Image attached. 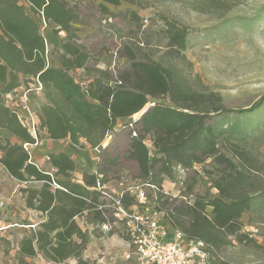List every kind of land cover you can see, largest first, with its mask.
<instances>
[{"label": "trees", "instance_id": "1", "mask_svg": "<svg viewBox=\"0 0 264 264\" xmlns=\"http://www.w3.org/2000/svg\"><path fill=\"white\" fill-rule=\"evenodd\" d=\"M0 0V129L11 138L0 136V164L13 178L28 182L41 181V187H23L25 206L45 216L35 229L17 242L21 257L40 254L52 264L74 258L76 264H96L84 258L90 227L97 228L107 220V200L97 189V183L117 180L122 171L121 158L134 162L140 182L161 190L163 176L175 180L178 169L187 171L212 159L216 170H205L217 195L206 199L198 196L193 202L159 193L161 217L170 232L179 230L185 240H201L211 253L229 244V236L239 242L247 234L241 232L240 217L253 205L255 195L245 191L252 185L250 174L221 149L242 162L249 171L245 150L229 141L236 123L225 125L220 118L226 111L219 93L194 88L171 57L187 48V30L175 21L164 20V26L152 33L158 36L156 46L165 40V50L155 58L158 48L149 39L136 38L116 50L127 64L114 76L109 70L89 65V52L75 43V24L93 14V8L108 14L107 5L119 6L121 0ZM43 17L53 24L55 32L63 31L62 51L58 55L60 67L53 66L45 56L46 44L39 22ZM90 9L83 13V9ZM133 16L138 18L133 12ZM83 69L91 79L80 84L70 74ZM97 72V74L92 73ZM36 78L42 85L44 102L38 115L40 127L50 139L68 138L73 145L80 140L91 147H99L95 172H84L82 181L70 179L75 163L63 152L48 153V162L56 169L52 175L30 159L23 143L34 138L21 124L16 113L4 105L3 96L21 86L19 75ZM167 99V102H161ZM264 96L250 108L258 107ZM119 118L128 121L119 125ZM128 128L127 147L119 153L106 144L108 134ZM134 132V133H133ZM218 140L222 144L218 145ZM54 181L59 188H53ZM191 185H188V190ZM125 204L135 197L124 194ZM211 212L207 213L206 208ZM83 217L86 228L76 221ZM116 227L108 233L122 234ZM115 231V232H114ZM100 236V233L94 234ZM261 247V246H260ZM214 263V261H213Z\"/></svg>", "mask_w": 264, "mask_h": 264}, {"label": "rangeland", "instance_id": "2", "mask_svg": "<svg viewBox=\"0 0 264 264\" xmlns=\"http://www.w3.org/2000/svg\"><path fill=\"white\" fill-rule=\"evenodd\" d=\"M107 7L108 14L93 8V14L86 21L75 24L77 38L74 41L89 52L90 66L109 70L113 76L114 72L127 64L125 58H119L116 54V50L124 43L136 38L142 41L149 39L153 47L158 48L155 55L157 58L165 50V40L156 46L158 36L152 32L163 27L164 20L175 21L186 28L187 48L169 60H173L183 71L194 88L212 90L221 95L226 111L218 118L225 125L236 123L229 141L245 150L250 172L244 169L242 162L224 149L221 150L231 157L239 169L250 174L252 185L246 184L245 191L255 195L252 207L240 217L241 232L247 234L245 241L239 242L235 235H231L229 244L217 252L211 251L210 256L214 264H264V100L258 107L247 110L264 96V0H121L119 6L108 4ZM26 11L37 22L40 21L28 8ZM82 11L90 14V9L84 8ZM133 12L138 18L133 16ZM54 29L53 24H48L43 30L40 28V32L45 39V56L51 65L60 67L58 55L62 51L60 45L65 33L55 32ZM92 73L97 74L95 71ZM70 74L83 85L91 79L83 69L73 70ZM19 78L21 86L31 89V109L39 111L41 102L45 101L43 91L37 89V82L32 76L20 74ZM3 101L10 110L17 109L20 103L15 91L4 95ZM160 101L167 102V99ZM127 121L128 118H119L117 124L119 126ZM127 132L128 128H119L116 134H108L105 145L110 144L119 153H123L127 147ZM0 136L11 138L2 129ZM38 139L40 141V136ZM70 143L69 140L60 141L64 147ZM221 144L222 140H218V145ZM74 146L82 154L77 166L84 165L86 149L92 159L97 157L100 149L88 146L82 139L79 145ZM35 149L33 146L28 148L31 160L45 170L42 155L36 154ZM121 166L122 171L118 173L120 177L108 182L111 186L108 188L117 192L123 188L119 183L125 186L140 183L135 177L138 171L134 162L121 158ZM214 168L209 158L195 165V169H178L175 180L163 176L160 191L149 188L144 190L147 194L144 208L161 218L164 212L157 209L156 200L159 193L190 203L198 196L206 199L216 196L211 177L205 172L213 170L215 174ZM41 184V181L36 180L19 181L10 176L0 164V264H48L45 258V261L42 258L39 261H28L15 251L19 238L28 232L25 220L30 219L29 222L35 223L41 219L38 218L39 214L20 204V194L24 196L20 190L23 187L39 188ZM7 185L15 187L20 193L12 196L6 190ZM188 185H191L189 190ZM206 211L210 213L211 208L207 207ZM90 231L95 233H90L89 243L83 252L84 258L92 260L87 257L88 254L101 257L106 248L107 252L114 248L107 257L111 264H131L123 256L133 250L123 247L122 244L126 243L118 232L114 231L111 237L109 233H102L97 228L92 227ZM97 233L100 236L94 235ZM92 261L98 264L96 260ZM61 264L69 263L65 261Z\"/></svg>", "mask_w": 264, "mask_h": 264}, {"label": "built area", "instance_id": "3", "mask_svg": "<svg viewBox=\"0 0 264 264\" xmlns=\"http://www.w3.org/2000/svg\"><path fill=\"white\" fill-rule=\"evenodd\" d=\"M48 23L41 17L39 27L43 30ZM37 82V89L42 90L41 83ZM21 88V91L19 89ZM18 93L19 106L13 109L21 124L27 129L34 138L33 143H23V147L28 150L31 145L39 143L40 118L38 113L30 107L29 87H18L14 90ZM134 133V132H133ZM98 149V148H96ZM31 159V156H30ZM52 175L51 172H49ZM53 188H59L54 181L51 183ZM103 197L107 200L101 207L107 208V220L99 228L103 233L119 227L122 228L120 235L127 245V251L123 258L131 264H214L210 252L201 240H185L183 233L179 230L170 232L161 218L154 216L151 211L144 208L147 200L146 188L155 189L153 185L140 182L125 186L117 192L107 187V184H96ZM61 188V187H60ZM124 194L135 197V202L127 205L123 202ZM2 204V202H1ZM37 223H30L26 227L35 229ZM51 264L50 261H47Z\"/></svg>", "mask_w": 264, "mask_h": 264}, {"label": "crops", "instance_id": "4", "mask_svg": "<svg viewBox=\"0 0 264 264\" xmlns=\"http://www.w3.org/2000/svg\"><path fill=\"white\" fill-rule=\"evenodd\" d=\"M20 87H23V86H20ZM19 91H21V88L19 89ZM36 113H38V111H35ZM39 136H40V141L39 143L34 146V145H31L30 147H35L36 149V154L39 153L42 155V160L43 162H45V166H46V169L45 171L47 173L51 172V173H55L56 172V169L48 162V153L50 152H63L65 153L66 155H68L69 157H71L75 163V168L74 170L71 172V177L70 179L72 181H75V182H81L82 181V174L84 172H95L96 171V162H97V157H95L94 159L91 158V155L89 153V150L86 149V151H84V165H78L77 166V161L79 160V157H81V152H77L76 148L74 145H72V143H70L69 145H67V147H64L63 145H60V141L64 140V142H66L67 140H69L68 138H65V139H61V140H54V139H50L48 134H47V131L45 128H41L40 127V130H39ZM41 145H45V147H40ZM50 147H52V149H50ZM31 149V148H30ZM34 150V151H35ZM93 150V149H92ZM95 152V151H94ZM30 153V152H29ZM74 154H77L74 155ZM95 154V153H94ZM87 156V158H85ZM34 158L36 159V155L34 156ZM32 159V158H31ZM110 184L107 183V187H109ZM111 187V186H110ZM6 190H8L9 194H11L12 196L14 195H18L20 192L18 191V189H16L15 187L11 186L9 187V185H7V188ZM24 196H22L20 194V204L24 207L25 206V200L23 198ZM30 209V208H28ZM34 212H36L37 214H39L38 218H41L39 219L37 222V225L44 220L45 216H43L40 212H37L33 209H30ZM76 221L79 223V225L85 229L86 228V225L84 224V221H83V217H76L75 218ZM26 222L25 223H33V222H29V220H25ZM37 227V226H36ZM91 228V227H90ZM103 233V232H102ZM111 235V237L114 236V233H109ZM110 238V237H109ZM89 243V241H88ZM124 245L123 247H127V245L125 244H122ZM18 250V247H17V244H16V248H15V251L17 252ZM109 250V248H108ZM114 248H112L110 251L107 252V248L106 250L104 251V253L102 254L101 257H97V256H92L90 254L87 255V257H89L90 259L92 260H96L98 264H111L110 261H108V255H110L112 252H113ZM127 250V248H126ZM85 251V250H84ZM87 252V250H86ZM18 254V252H17ZM19 255V254H18ZM20 256V255H19ZM22 258H25L26 260L30 261H39V258L43 259L45 261V259L40 255V254H37L36 256L34 257H22ZM113 257L111 256V259ZM66 262H68L69 264H76V260L74 258H69L66 260Z\"/></svg>", "mask_w": 264, "mask_h": 264}]
</instances>
